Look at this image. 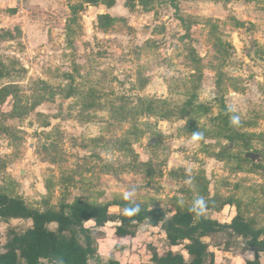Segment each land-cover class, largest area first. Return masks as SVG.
Listing matches in <instances>:
<instances>
[{
    "label": "rangeland",
    "instance_id": "374dc122",
    "mask_svg": "<svg viewBox=\"0 0 264 264\" xmlns=\"http://www.w3.org/2000/svg\"><path fill=\"white\" fill-rule=\"evenodd\" d=\"M127 2L33 1L26 15L0 0V91L9 89L0 104V193L38 209L45 199L55 209L77 199L170 209L189 206L204 177L224 205L209 216L229 223L241 212L264 229V0ZM21 20L35 21L44 39L31 44ZM31 226L0 219V250L12 231ZM116 226L93 229L90 264L187 256L160 228L140 224L119 239ZM205 242L217 264L255 259L243 239Z\"/></svg>",
    "mask_w": 264,
    "mask_h": 264
},
{
    "label": "trees",
    "instance_id": "16d2710c",
    "mask_svg": "<svg viewBox=\"0 0 264 264\" xmlns=\"http://www.w3.org/2000/svg\"><path fill=\"white\" fill-rule=\"evenodd\" d=\"M92 1L87 0V3ZM128 2L127 7L130 8ZM112 5L111 3L109 7ZM8 95V88L0 91V104ZM156 104L157 102L150 100L147 112L155 113ZM198 107L203 113L210 111L207 106ZM193 132L197 130L194 129L192 134ZM199 180L200 185L194 199L203 197L207 204L206 211L201 216L189 212L192 203L189 206L176 205L170 209L139 205L140 212L129 217L124 215V211L121 214L110 211L114 206L124 210L125 207L136 205L125 201L101 203L77 199L72 204H62L55 209L45 199L44 209H38L21 196L0 193V219L32 221V226L25 232L10 233L9 241L0 250V264H90L97 251L93 229L103 228L111 222L117 223L115 236L119 239L134 236L140 224L160 228L165 232L171 247L183 246L187 254L185 256L182 252L173 250L162 255L155 253L152 259L156 264H217L215 254L205 242V239L217 234L245 240L255 254V259L246 260L245 264H262L260 257L264 254V229L247 222L241 212L229 223H222L209 216L207 212H218L224 205L216 206L215 199L209 196V180L204 177ZM88 224L91 226L88 227ZM51 225H56L57 229L53 230ZM108 264L121 262L111 260Z\"/></svg>",
    "mask_w": 264,
    "mask_h": 264
},
{
    "label": "clouds",
    "instance_id": "9594fccd",
    "mask_svg": "<svg viewBox=\"0 0 264 264\" xmlns=\"http://www.w3.org/2000/svg\"><path fill=\"white\" fill-rule=\"evenodd\" d=\"M240 122V117L239 116H231L230 117V123L232 124H238ZM202 138V133L200 132H193L192 134V140L193 141H198ZM133 196V192H125L123 194V199L128 201L131 199V197ZM206 201L203 197H197L192 201L191 207L189 208V212L190 213H194L197 216H201L204 214V212L206 211ZM124 215L125 216H134L136 214H138L140 212V206L137 204L133 207H125L124 208ZM249 259H252V256L249 255ZM241 264H243V262L241 261Z\"/></svg>",
    "mask_w": 264,
    "mask_h": 264
},
{
    "label": "crops",
    "instance_id": "0c3cea01",
    "mask_svg": "<svg viewBox=\"0 0 264 264\" xmlns=\"http://www.w3.org/2000/svg\"><path fill=\"white\" fill-rule=\"evenodd\" d=\"M34 1V4L37 2V3H40V4H44L43 3V0H28L27 1V5H26V7H27V10H28V8L30 7V2H33ZM118 2V0H115V2ZM241 1V0H240ZM244 1V0H243ZM247 1V0H246ZM121 3H122V1H120ZM124 2H125V7L126 8H128L127 7V0H124ZM247 2H249V1H247ZM118 4V3H117ZM117 4L115 3V4H113L111 7H109L108 8V10H109V14L110 15H112L113 16V13L115 12V10H116V6H117ZM59 7H61L60 5H56V11H57V14H58V16L59 15H61L62 14V8H59ZM30 10H28V12H27V14L29 13V14H31V12H29ZM26 14V15H27ZM26 17H28V16H26ZM22 22H25V29H23L24 31H26L27 33H29L30 35H29V37H28V41L31 43V44H34V42H37V41H40L42 38L44 39V36L45 35H42L43 33L42 32H44V31H40V27H38V28H36L37 26L35 25L34 26V24H35V21H33V20H21ZM30 21V22H29ZM27 23V24H26ZM34 26V27H33ZM51 28V27H50ZM33 30V31H32Z\"/></svg>",
    "mask_w": 264,
    "mask_h": 264
},
{
    "label": "built area",
    "instance_id": "2783aa9c",
    "mask_svg": "<svg viewBox=\"0 0 264 264\" xmlns=\"http://www.w3.org/2000/svg\"><path fill=\"white\" fill-rule=\"evenodd\" d=\"M17 4L16 9L18 10V12H20L21 14H27L28 10H27V1L28 0H14Z\"/></svg>",
    "mask_w": 264,
    "mask_h": 264
}]
</instances>
